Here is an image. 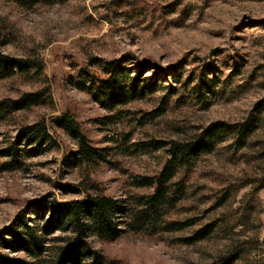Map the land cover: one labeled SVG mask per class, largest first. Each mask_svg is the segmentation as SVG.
Masks as SVG:
<instances>
[{
	"label": "rangeland",
	"instance_id": "374dc122",
	"mask_svg": "<svg viewBox=\"0 0 264 264\" xmlns=\"http://www.w3.org/2000/svg\"><path fill=\"white\" fill-rule=\"evenodd\" d=\"M0 39L2 54L42 63L38 74L28 68L0 77V99L42 87L50 94L48 103L0 119V162L10 157L19 125L48 121L63 111L74 116L93 145L115 147L128 134L126 144L133 149L113 150L114 168L67 170L60 159L74 143L58 130L50 131L58 144L51 150L34 154L31 147L16 145L20 166L0 171V230L12 227L22 211L37 228L50 223L43 234V257L50 258L72 234L50 213L49 201L81 198L89 179L103 194L132 205L151 191L133 179L157 173L166 159V147L156 142L192 139L215 121L240 122L261 101L256 129L240 146L227 134L197 155L182 197L171 207L156 208L150 225L126 230L116 222L113 239L88 243L104 264H206L234 250L232 264H264V0H55L29 9L0 0ZM92 57L125 74L119 92L127 96L110 112L70 82ZM206 67L216 82L199 103L190 92ZM88 68L100 74V68ZM109 114L111 120H101ZM38 200L41 210L33 206ZM167 221L192 224L166 228ZM206 224L212 231L205 238L185 241ZM9 254L26 259L22 252Z\"/></svg>",
	"mask_w": 264,
	"mask_h": 264
},
{
	"label": "trees",
	"instance_id": "16d2710c",
	"mask_svg": "<svg viewBox=\"0 0 264 264\" xmlns=\"http://www.w3.org/2000/svg\"><path fill=\"white\" fill-rule=\"evenodd\" d=\"M54 1L15 0L19 6L25 9L32 8L38 3ZM3 42V39H0V45ZM89 66L100 68V74L91 71ZM28 68L33 69L38 74L42 71V63L38 59L10 57L0 52V77H10L15 72L26 73ZM204 69L200 70L194 77L195 83L190 92L191 98L199 103L203 102L205 94L210 95L212 93L214 82H216L211 67ZM207 73L211 74L210 79L207 77ZM120 77L125 78L120 67H116L110 61H101L92 57L88 59L86 67H81L77 77L70 79V82L74 88L88 94L98 106L110 112L120 105L127 96L126 91L119 92L123 89L119 82ZM127 89L133 94L135 85L130 83ZM49 101L50 94L47 87L24 92L15 98L0 99V119L33 106L44 105ZM259 104L261 101L257 102L240 122L215 121L192 139L169 140L160 142V144L156 142V146L166 147V159L157 173L133 179L135 185L150 188L151 191L133 199L132 205H122L121 202L103 194L97 184L89 179L85 180L81 186L83 191L81 198L63 202L49 201L50 213L57 216L60 225L63 228L67 227L72 234L66 245L58 246L56 253L50 258L45 259L43 257L45 254L43 234L49 233L50 223H44L40 228H37L36 225L29 222L24 211L18 212L13 219L12 227L0 230V264H104L103 256L92 249L88 240L90 238L113 239L116 222L119 224L122 222L126 230L132 229L135 225H150L154 221L153 211H157L156 208L171 207L177 199L182 197L185 192V176L191 170L197 155L212 149L216 143L224 140L227 134L232 136L234 145L240 146L256 129L261 108L258 106ZM260 106H264V104ZM111 116L110 114L104 115L101 120H111ZM51 130L60 131L74 143V148L67 150L60 159L61 167L67 170L82 165L96 166L98 164H105L109 168H114L116 163L111 159L114 155L113 152L118 150L123 154H129L133 150L126 144L128 134L123 135L115 147L93 145L74 116L68 111H63L51 115L48 121L39 118L31 123L19 125L14 142L11 144V150H8L7 153V156L10 157L0 162V171L17 169L20 166L21 161L16 149V145L20 143L31 147L34 154L57 147L58 144L51 135ZM180 171L182 177H177ZM72 190L78 192L75 187ZM225 194H228V191ZM33 204L37 210L44 207L42 200ZM125 216L128 218L121 220ZM190 224L192 221H167L164 226L173 228V226ZM211 231L212 225L206 224L195 230L185 241L200 240ZM3 249L7 251H3ZM11 252H22L26 259L12 256L9 254ZM237 254L238 251L234 250L206 264H232Z\"/></svg>",
	"mask_w": 264,
	"mask_h": 264
}]
</instances>
